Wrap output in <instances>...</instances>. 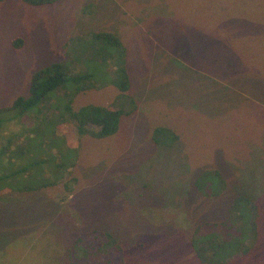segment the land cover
I'll list each match as a JSON object with an SVG mask.
<instances>
[{
	"label": "rangeland",
	"instance_id": "rangeland-1",
	"mask_svg": "<svg viewBox=\"0 0 264 264\" xmlns=\"http://www.w3.org/2000/svg\"><path fill=\"white\" fill-rule=\"evenodd\" d=\"M99 30L114 33L126 48L136 109L103 140H77L64 130L66 156L58 152L42 161L35 150L22 162L0 160V264H70L65 245L72 228L110 232L124 250L121 264H200L187 247L189 231L176 224L183 213L194 225L221 218L230 193L205 198L192 186L210 168L233 190L252 196L260 210L250 253L224 264H264V0H57L36 7L3 0L0 107L24 96L30 74L45 64L93 72L87 58L97 51L86 45L80 57L76 36ZM93 81L100 88L78 93L74 105L111 100L114 89L101 85L107 80ZM41 107L17 124L0 113V149L21 126L41 128L48 114ZM157 126L169 128L177 141L153 144ZM60 162L65 183L17 191L33 171L34 185L60 177L59 171L44 174Z\"/></svg>",
	"mask_w": 264,
	"mask_h": 264
},
{
	"label": "trees",
	"instance_id": "trees-1",
	"mask_svg": "<svg viewBox=\"0 0 264 264\" xmlns=\"http://www.w3.org/2000/svg\"><path fill=\"white\" fill-rule=\"evenodd\" d=\"M20 1L36 7L49 5L57 0ZM76 41L79 42L76 49L80 57L84 55L86 45L95 47L98 57L87 58L94 62L93 72L76 70L74 73L58 61L45 64L30 74L24 96L17 95L8 105L0 107V113H5V122L15 121L16 124L19 117L35 106H42L40 112L44 106L48 109L45 120L41 121V128L33 122L31 126H21L18 133L7 136V144L4 140L0 149V160L3 163L9 165L19 160L22 162L26 155L35 150L42 161L53 159L58 152L66 156L60 144H63L61 140L67 141L68 131L77 140H103L114 135L121 119L136 109V100L129 92L126 48L121 40L110 31L99 30L76 36ZM19 42V39L13 41L12 46L17 47ZM82 44L84 47L80 46ZM66 45L67 42L63 47L66 48ZM100 77L107 80L101 85L111 86L115 91L111 100L103 105H74V98L78 93L100 88L94 87L96 82L93 81V78L99 80ZM50 107L52 109L49 112ZM150 140L155 145L169 146L177 141V136L169 128L157 126L152 129ZM29 143L36 148L31 149ZM43 147L45 148L39 151ZM67 154L70 156L69 165H73L74 152L69 149ZM34 161H37V157ZM39 162L22 165L11 176L24 173L36 167ZM63 166L61 162L54 167L52 165V170L48 169L44 174L59 171L60 177L52 181L46 179L42 184L32 183L33 171L32 178L24 182L17 191L36 192L65 183L66 181L61 180ZM192 186L199 196L205 198L220 199L230 193V198L222 206L219 219L199 218L194 225L185 213L179 214V223L176 225L183 231H189L186 244L194 259L200 264H224L233 257L249 254L256 238L260 215L259 205L254 198L243 189L233 190L229 187L225 175L216 168L201 170L194 177ZM230 188L229 192L226 191ZM219 211L220 207L216 209V216ZM172 213L178 215L176 210ZM72 235L65 245L66 251L71 255L70 264H121L124 250L110 232L104 229L74 231L72 228Z\"/></svg>",
	"mask_w": 264,
	"mask_h": 264
}]
</instances>
